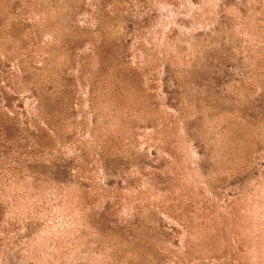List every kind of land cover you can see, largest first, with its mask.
Segmentation results:
<instances>
[{"label": "rangeland", "instance_id": "obj_1", "mask_svg": "<svg viewBox=\"0 0 264 264\" xmlns=\"http://www.w3.org/2000/svg\"><path fill=\"white\" fill-rule=\"evenodd\" d=\"M62 107L0 264H264V0H0V109Z\"/></svg>", "mask_w": 264, "mask_h": 264}, {"label": "trees", "instance_id": "obj_2", "mask_svg": "<svg viewBox=\"0 0 264 264\" xmlns=\"http://www.w3.org/2000/svg\"><path fill=\"white\" fill-rule=\"evenodd\" d=\"M10 73L5 74L10 81H13L16 75L13 73L10 75ZM13 114L15 115L0 109V168L11 175L21 177L26 169L24 164L26 160H24L22 154H24L23 156L34 157L43 154V151L49 152L54 146L52 134L56 133L57 130H62L63 127L69 124L74 126L75 121L71 117L70 109L66 107H62L61 111L46 113L44 121L38 117L28 118L25 111H13ZM19 115L24 116L25 120H21ZM31 127L34 129H31ZM7 160L9 162H6ZM41 176L50 181L48 177ZM3 177L5 178L4 181H2ZM9 178L2 175L0 184L8 182Z\"/></svg>", "mask_w": 264, "mask_h": 264}]
</instances>
